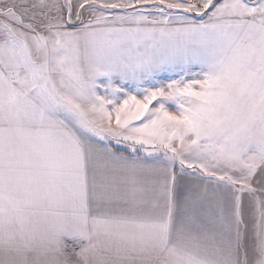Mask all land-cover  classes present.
I'll return each instance as SVG.
<instances>
[{
  "label": "snow or ice",
  "instance_id": "1",
  "mask_svg": "<svg viewBox=\"0 0 264 264\" xmlns=\"http://www.w3.org/2000/svg\"><path fill=\"white\" fill-rule=\"evenodd\" d=\"M0 264H264V0H0Z\"/></svg>",
  "mask_w": 264,
  "mask_h": 264
}]
</instances>
